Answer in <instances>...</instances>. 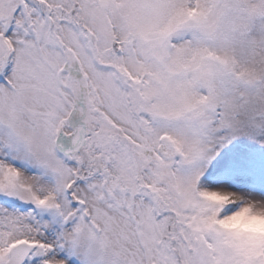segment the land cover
<instances>
[{"label":"snow or ice","instance_id":"1","mask_svg":"<svg viewBox=\"0 0 264 264\" xmlns=\"http://www.w3.org/2000/svg\"><path fill=\"white\" fill-rule=\"evenodd\" d=\"M0 264H264V0H0Z\"/></svg>","mask_w":264,"mask_h":264}]
</instances>
